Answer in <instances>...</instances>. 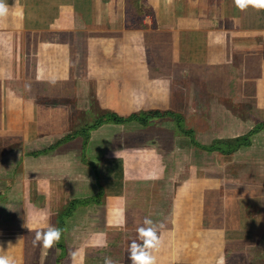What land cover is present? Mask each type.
I'll return each instance as SVG.
<instances>
[{
	"label": "crops",
	"instance_id": "obj_1",
	"mask_svg": "<svg viewBox=\"0 0 264 264\" xmlns=\"http://www.w3.org/2000/svg\"><path fill=\"white\" fill-rule=\"evenodd\" d=\"M4 3L0 160L20 163L0 202V255L16 264H131L129 245L148 217L162 240L157 264H264V127L196 139L209 146L247 135L248 145L228 153L176 154L137 121L74 128L91 109L179 113L193 76L234 103L245 98L250 118L264 119V10L241 12L233 0ZM166 119L180 132L182 120L149 121ZM71 200L80 202L63 218L62 247L34 246L29 228L59 226Z\"/></svg>",
	"mask_w": 264,
	"mask_h": 264
},
{
	"label": "rangeland",
	"instance_id": "obj_2",
	"mask_svg": "<svg viewBox=\"0 0 264 264\" xmlns=\"http://www.w3.org/2000/svg\"><path fill=\"white\" fill-rule=\"evenodd\" d=\"M192 79H194L193 83L196 82L197 85L193 86V90H190L188 93L184 94L186 98H181L182 104L178 111H176L179 113L176 114L183 116L182 118H185L182 119L183 127L185 126L186 128L193 129L194 140L198 138L199 140H205V143L210 142V139L219 135L222 129L229 128L232 130H230V133L228 134L239 135L244 132H247L251 128H255V125L257 126L259 122L264 121L263 117H256V122L253 121V118H250L254 110L253 108H251L250 103L245 98L239 97L235 100L234 103L231 99L232 97L230 94H222L221 92H211V88L209 86L207 87V85L205 86L204 84H201V82L198 81L200 80V78H196L193 76ZM220 102H223L222 105ZM102 112H104V110L91 109L89 110V114L85 116V118L79 115L81 123L75 124L74 128H78L79 125L89 126L95 123L97 115L102 114ZM257 114L258 113H256L255 116H258ZM75 117H78V114L75 115ZM249 119L251 120L250 123ZM185 120L187 121L186 125ZM239 120L245 121L241 122L240 124ZM229 123L231 124L229 125ZM147 124V126L145 127L146 129L143 130V132L148 133L151 138L153 137L154 139H156L160 145H163L162 147H172V149H174V152L171 154L182 153L183 150H188L187 148H185V146H188L192 149L194 147H196L197 149L199 148L194 143H192L191 134H184L183 137L178 134L180 133L179 129L178 127L176 129L172 119H166L161 121L153 120L149 121ZM128 130H131L132 133L138 132L139 134V131H136L135 127L133 126H130ZM149 132H151V134H149ZM258 141L259 138L254 139V143H257ZM4 144L5 142L2 143V145L0 144V150L6 148ZM181 162L182 163H179V166H176L174 169L176 172H178V174L183 173V161ZM252 168L254 169V167ZM253 174L255 175L254 171H252L251 175ZM244 178L245 177L241 179Z\"/></svg>",
	"mask_w": 264,
	"mask_h": 264
},
{
	"label": "clouds",
	"instance_id": "obj_3",
	"mask_svg": "<svg viewBox=\"0 0 264 264\" xmlns=\"http://www.w3.org/2000/svg\"><path fill=\"white\" fill-rule=\"evenodd\" d=\"M233 2L241 12H246L249 7L258 11L264 10V0H233ZM7 15L8 7L4 3V0H0V19L5 18ZM50 83L55 84L56 78L53 77ZM26 87H30V85ZM160 227H163V225L161 224ZM29 229L35 231L34 246H42L45 249L55 247L62 237V229L51 225L46 228L33 229L30 227ZM136 231L137 238L131 241L128 248V259L131 264H157V258L153 253L159 251L162 244L160 236L157 235V225L152 219L145 217L143 224ZM97 246L106 247V240L102 245ZM73 256H75V253H73ZM0 264H16V260L8 256L0 255ZM105 264H114V262L111 258L105 257ZM219 264H224V261L221 260Z\"/></svg>",
	"mask_w": 264,
	"mask_h": 264
},
{
	"label": "trees",
	"instance_id": "obj_4",
	"mask_svg": "<svg viewBox=\"0 0 264 264\" xmlns=\"http://www.w3.org/2000/svg\"><path fill=\"white\" fill-rule=\"evenodd\" d=\"M165 116H170L172 118H175V120L177 122H180L182 120V116L177 115L175 112L170 111V110L160 111L158 109H150V110L141 111L138 113H132L127 117L118 116L116 113L111 112V111H104V112H102V114L97 115L95 123L89 125L88 129L94 128L97 125L104 123V122L123 123V122L137 121V122L141 123L142 125H146L150 119L165 117ZM260 127H264V123L258 124L257 126H255V128L253 130L259 129ZM180 132L183 134H191L192 135V143H194L199 148H202L205 150L216 149L222 153H228L230 151L236 150L237 147H240V145H243V144L248 145L247 135L241 136V137H239V139L237 138L238 140L237 139L217 140V141H214V143L212 145L205 146V145H202L193 139L194 138L193 137V134H194L193 130H191V129L187 130V129L183 128V126H180ZM73 135H75L74 131L70 132L69 134L60 138L54 145L59 144L65 140L71 138ZM85 138H86V136H85ZM3 158L7 159L5 155L3 156ZM5 159H3V160H5ZM19 163H20V157L18 156V157L12 158V160H10L9 163L3 161L4 165H0V167L2 166L0 168V202L6 198L5 197V194L7 191V189H6L7 184L6 183L9 181V177L12 176V174L18 170ZM2 195H4V197ZM79 202L80 201H78V200L77 201L71 200L69 205L66 206L65 208H63L58 213V215H57V219L59 218V222L57 223V224H59V226L57 225L58 228H61L63 218L66 215H69V213H71V211L75 207V205ZM57 245L59 247H62L61 242H59Z\"/></svg>",
	"mask_w": 264,
	"mask_h": 264
},
{
	"label": "water",
	"instance_id": "obj_5",
	"mask_svg": "<svg viewBox=\"0 0 264 264\" xmlns=\"http://www.w3.org/2000/svg\"><path fill=\"white\" fill-rule=\"evenodd\" d=\"M176 264H188V263H176Z\"/></svg>",
	"mask_w": 264,
	"mask_h": 264
}]
</instances>
